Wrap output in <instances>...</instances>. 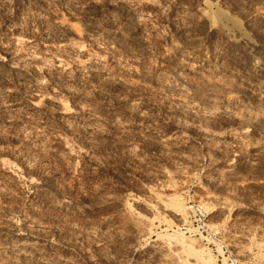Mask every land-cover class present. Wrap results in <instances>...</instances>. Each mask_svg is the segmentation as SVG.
Returning <instances> with one entry per match:
<instances>
[{"label":"rangeland","instance_id":"obj_1","mask_svg":"<svg viewBox=\"0 0 264 264\" xmlns=\"http://www.w3.org/2000/svg\"><path fill=\"white\" fill-rule=\"evenodd\" d=\"M0 264H264V0H0Z\"/></svg>","mask_w":264,"mask_h":264},{"label":"bare ground","instance_id":"obj_2","mask_svg":"<svg viewBox=\"0 0 264 264\" xmlns=\"http://www.w3.org/2000/svg\"><path fill=\"white\" fill-rule=\"evenodd\" d=\"M77 50V49H76Z\"/></svg>","mask_w":264,"mask_h":264}]
</instances>
